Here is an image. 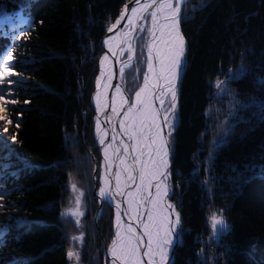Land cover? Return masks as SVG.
Returning <instances> with one entry per match:
<instances>
[{
    "label": "trees",
    "instance_id": "1",
    "mask_svg": "<svg viewBox=\"0 0 264 264\" xmlns=\"http://www.w3.org/2000/svg\"><path fill=\"white\" fill-rule=\"evenodd\" d=\"M130 1L0 0V52L14 47L18 73L10 117L21 119L0 148L3 202L20 220L2 238L0 264H71L70 248L79 264H106L112 209L103 202L95 219L92 97L99 43ZM180 30L187 55L169 180L180 233L170 264H264V0H189ZM144 43L122 82L129 96ZM70 180L84 193L82 229L61 216ZM214 214L228 225L215 236ZM81 231L75 247L70 235Z\"/></svg>",
    "mask_w": 264,
    "mask_h": 264
},
{
    "label": "snow or ice",
    "instance_id": "2",
    "mask_svg": "<svg viewBox=\"0 0 264 264\" xmlns=\"http://www.w3.org/2000/svg\"><path fill=\"white\" fill-rule=\"evenodd\" d=\"M134 7L127 5L120 17L108 28V32L117 29L116 35L104 41L113 55L128 54L127 61L120 67L123 79L125 68L131 66L136 51V34L146 32L144 47L147 58L144 61L147 71L143 73V86L135 93V102L125 97L121 86H115V92L109 103L107 88L112 87V73L105 71L107 56L100 61L101 77L97 78L96 134L104 153L103 174L100 176L99 196L102 202L115 203V238L108 249L112 264H170L171 252L179 239V213L175 206L167 202L170 194V157L174 153L173 134L176 130L178 86L184 70L186 40L180 30L181 11L185 0H131ZM126 18L123 29L117 26ZM27 35L26 32L22 33ZM12 50L0 52V121L15 123L19 128L20 115L12 118L10 113L18 111V100L14 93L13 81L15 57ZM143 59V57L141 58ZM107 74L105 91L101 92V79ZM237 73L236 75H238ZM219 87V85H218ZM119 97V99H117ZM159 101L160 108L154 106ZM25 104L28 101H24ZM13 107H9V106ZM125 105H128L125 109ZM111 107V115H105V121L111 126L113 141L106 144L108 127L102 128L100 115ZM119 131L127 136L125 142L115 145L118 135L115 125L117 117ZM166 130V131H165ZM7 132V127L4 128ZM13 140L16 137L13 135ZM222 142V141H221ZM7 147V145H5ZM109 149H113L110 153ZM121 149L123 151L121 152ZM119 153V155H117ZM113 172V164L116 160ZM9 165L0 164V170L7 174ZM115 181L114 184L111 182ZM2 182V181H0ZM72 196L69 207L61 213L62 217H71L77 229H82L84 193L70 180ZM155 188V193L150 189ZM121 197V200H117ZM0 199L3 194L0 193ZM127 204V208H122ZM175 217L173 220L171 217ZM123 217L135 221V226L127 224ZM212 234L218 235L228 229V225L214 214L210 219ZM73 242H83V232L72 237ZM69 261H80V253L74 248L67 252Z\"/></svg>",
    "mask_w": 264,
    "mask_h": 264
},
{
    "label": "rangeland",
    "instance_id": "3",
    "mask_svg": "<svg viewBox=\"0 0 264 264\" xmlns=\"http://www.w3.org/2000/svg\"><path fill=\"white\" fill-rule=\"evenodd\" d=\"M183 7H182V10H183ZM181 14H182V11H181ZM120 15H121V13H120ZM120 15H119V17H120ZM136 37H137L136 38V42H137L138 39H140V37L141 38L147 37V33L146 32H138L136 34ZM136 51H137V48H136ZM136 51H135V55H134L133 62L131 64V66L128 67V68H125L124 75H123V79H121V76H120V73H119V80H120L121 86H122V88L124 90V93L126 94V97L132 103H134L135 93L137 91H139V88L142 86V84L144 82L143 77H142V79L140 81L141 83H140L138 89L135 92H133V94L131 96H129L128 93L126 92V90H125L122 82H124L125 75L130 71V69L132 68V66L134 64V61H135V58H136ZM102 52H103V54H105L103 50H102ZM186 55H187V51H186ZM144 57H145V61H146V58H147V50H146V48H145V55H144ZM127 58H128V55H126L120 61L127 60ZM100 61H101V58H100ZM100 61H99V64H100ZM185 67H186V65H185ZM185 67H184V69H185ZM146 70H147V65L144 62V72H146ZM99 76H100V70H99V73H98V75H97V77L95 79V92H94V95L92 97V104H93V107H94V111H95L96 117H97L98 113H97V110H96V103L94 102L93 98H94V96H95V94L97 92V84H96V81H97V78ZM10 79H12L13 81H18L17 76L10 77ZM179 81H181V80L179 79ZM179 84H180V82H179ZM115 86H116V84H115ZM16 87H17V83L14 85V90L16 89ZM9 107H13V106L10 105ZM126 107H127V105H126ZM15 108H17V107L15 106ZM5 127H7V129H8L7 132L4 131V128ZM15 127L16 126H15L14 123H12V124H5L4 122L0 121V148L6 149L5 145L8 146V144H9L8 142L10 140L9 139V134L12 133V131L14 130ZM94 139H95V142H96V146H97V149H98V153L100 155V163H99V166L98 167L95 166L94 172H93V177H92V180H93V183H94V188H93V191H92V195L96 198L97 204L99 206V208L97 209L96 214H95V219L97 220L99 218V216H100V212H101L100 209H101L102 203H103L100 200L101 198L99 196V189L101 187L100 176L103 174V171H104V169H103V165H104V154H103V148L100 145L99 140L97 139V134H96V118H95V124H94ZM106 139H108V138H106ZM110 142H111L110 140L107 141V144L110 143ZM128 143H130V142H128ZM0 164H1V160H0ZM170 164H171V157H170ZM96 171H97V173H96ZM169 180H170V177H169ZM169 184L171 186V183L170 182H169ZM68 190H69V193H68V203L64 207L63 212L69 207V200H70V198L72 196V189L70 187V184L68 186ZM0 193H2L3 194V197H4V187H3V184L1 182H0ZM167 202L170 203V204H172V205H174V203L172 202V186L170 188V194L167 197ZM104 203L108 204L110 206V208L112 209L111 222H110V225H111V236H110V239H109L108 243L105 245L104 254H103V257H104V260H105L106 264H111V261L107 257V252H108L109 247L111 246L112 240L115 238V231H116V228H115L116 210L108 202H104ZM83 207H84V202H83ZM10 211L11 210H9V207L3 202V199H0V247L3 245V239L2 238L5 237L8 234V232L11 229L12 226L18 225V223L20 221L19 218L16 215L13 214V211H11V212ZM62 219L65 220L66 222H68V224H70V225H75V221L71 217H62ZM179 227H180V224L178 226V231L180 233ZM73 235H74V233H71L70 238L73 237ZM71 240H72V238H71ZM178 241H179V239L175 242V244L173 246V249H174L175 246H177ZM76 243L77 242L74 243L75 247H76ZM173 249H172V251H173ZM175 249H176V247H175ZM174 251H173V254H174ZM171 260L172 259H170V263H171ZM71 262H72L71 264H75L74 263L75 260H73Z\"/></svg>",
    "mask_w": 264,
    "mask_h": 264
},
{
    "label": "bare ground",
    "instance_id": "4",
    "mask_svg": "<svg viewBox=\"0 0 264 264\" xmlns=\"http://www.w3.org/2000/svg\"><path fill=\"white\" fill-rule=\"evenodd\" d=\"M189 0H185V3L184 5L188 2ZM183 5V6H184ZM135 5H131L128 9L130 10L132 7H134ZM182 6V7H183ZM127 23V20L126 18L124 20L121 21V24L117 26L118 29H123L124 27V24ZM116 32H117V29H114L112 32H108L106 39H109L111 38L112 36H115L116 35ZM104 40V41H105ZM102 50L104 51L105 54L102 55L101 59L105 56H107L109 59L105 62V71L106 73L107 72H111L112 73V79H111V85L112 87H109L106 89L107 93H108V97H109V103L111 102V96L112 94L115 92V84H114V78H115V75H114V69H113V64L114 63H119V69L120 67L122 66L123 62L127 61V60H124V61H120L122 58H124L127 54V52L125 51V53L123 55H119V49H117V55H113L112 52L109 51L108 47L103 43V46H102ZM99 70H100V76L101 77V64H99ZM147 71V70H146ZM120 72V71H119ZM107 83V74L101 79V92L105 91L104 89V84ZM143 86V84H142ZM97 94V92H96ZM95 94V96H96ZM95 96L93 98L94 102L96 103L95 101ZM117 99H119V97H117ZM134 102H135V99H134ZM128 106V105H127ZM154 106L156 108H160L161 105L159 104V101H156ZM126 105H125V109H126ZM104 114H107V115H111V107L107 108V109H104V113L100 115V119L102 121V128L103 127H108L109 131H108V135L106 138V144H107V141H111L110 143H112L113 141V137H112V132H111V126H109L107 124V122L105 121V115ZM123 118V110H121V116L117 117V123L115 125V128L117 130V137H116V140H115V145L116 146H119L120 145V140L123 139L125 142H129L127 140V136L120 132L119 129H120V124H119V120ZM113 151V149H109V152L111 153ZM123 151V149H121V152ZM104 154V153H103ZM117 155H119V153H117ZM119 164V160L117 159L114 164H113V172L115 171V168H116V165ZM112 184L115 183V181H112L111 182ZM151 192L155 193V188L153 187L152 189H150ZM101 200V199H100ZM117 200H121V197H117ZM109 203V202H108ZM110 204V203H109ZM115 210H116V206H115V203H111L110 204ZM127 204H122V208H127ZM173 220L175 219V217H171ZM124 221L129 224V225H132V226H135V221L134 220H129L127 217H123ZM116 232V231H115ZM107 257L109 258V260L111 261V264H112V257L109 255V253L107 252Z\"/></svg>",
    "mask_w": 264,
    "mask_h": 264
},
{
    "label": "water",
    "instance_id": "5",
    "mask_svg": "<svg viewBox=\"0 0 264 264\" xmlns=\"http://www.w3.org/2000/svg\"><path fill=\"white\" fill-rule=\"evenodd\" d=\"M134 3L133 2H129L128 4H127V7L129 8L131 5H133ZM125 7V6H124ZM124 7H123V9H124ZM107 34H108V31H107ZM107 34H106V36H107ZM106 36L100 41V43H99V47H100V49L102 50V46H103V43H104V40H105V38H106ZM185 61H186V57H185ZM185 65H186V62H185V64H184V67H185ZM113 69H114V75H115V78H114V84H116V86L117 85H119V86H121V83H120V80H119V63H114L113 64ZM182 74H183V72L181 73V76H180V80H181V77H182ZM180 82V81H179ZM121 88H122V86H121ZM123 89V88H122ZM123 93H124V90H123ZM124 95H125V97H126V94L124 93ZM127 98V97H126ZM176 247V246H175ZM175 247H174V249H173V251L175 250ZM173 251L171 252V259H172V257H173Z\"/></svg>",
    "mask_w": 264,
    "mask_h": 264
}]
</instances>
